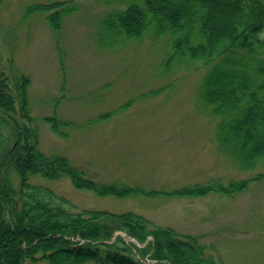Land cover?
<instances>
[{"label": "rangeland", "instance_id": "rangeland-1", "mask_svg": "<svg viewBox=\"0 0 264 264\" xmlns=\"http://www.w3.org/2000/svg\"><path fill=\"white\" fill-rule=\"evenodd\" d=\"M205 1L214 7L211 21L219 15L217 23L226 18L232 25L230 1ZM130 2L138 4L0 0V70L11 86L20 76L29 81L31 119L20 121L33 128L39 150L64 156L91 187H77L67 175H31L29 182L81 215L129 213L127 220L137 217L138 225L171 229L217 264H264V158L244 164L223 145L219 126L226 116L202 94L211 65L174 56L172 30L155 31L135 20L140 35L117 31L116 15ZM126 21L127 28L134 26ZM216 81L226 89L238 79L222 75ZM54 114L68 124L53 128L44 118ZM229 125L237 132L238 121ZM13 181L18 186L15 176Z\"/></svg>", "mask_w": 264, "mask_h": 264}, {"label": "trees", "instance_id": "trees-1", "mask_svg": "<svg viewBox=\"0 0 264 264\" xmlns=\"http://www.w3.org/2000/svg\"><path fill=\"white\" fill-rule=\"evenodd\" d=\"M136 1L137 5L130 2L117 13V31L129 37L140 35L143 30L134 25L135 20L146 21L145 28L152 25L155 31L172 30L176 34L174 56L211 65L202 83V94L214 112L226 116L219 126L223 145H229L244 164L263 159L264 38L258 35L264 30V0H220L231 2L226 3L228 10L232 7L231 26H227L226 18L217 23L219 15L210 20L214 7L205 0H174L175 4L173 0ZM155 9L165 10L164 15ZM125 17L134 29L121 21ZM222 75H228L229 82L238 79L237 85L226 89L218 86L217 77ZM28 83L26 76H20L11 86L0 70V264L40 260L54 264L55 259L56 264H146L141 261L145 256L149 264H217L205 255L203 247L205 256H200L199 245L175 237L171 229L161 230L143 222L138 225L137 217V221L127 220L129 213L114 215L97 210L101 212L97 217V211L91 210L81 215L66 208L65 201L61 202L53 191L29 182L31 175L47 179L67 175L77 187H91V181L73 170L64 156L46 155L39 150L33 128L20 121L31 119ZM44 119L53 128L68 124L59 122L55 114ZM234 120L238 121L237 132L229 125ZM120 231L141 247L120 235L110 240ZM57 243L67 246L57 248ZM65 253L73 255L72 259Z\"/></svg>", "mask_w": 264, "mask_h": 264}]
</instances>
